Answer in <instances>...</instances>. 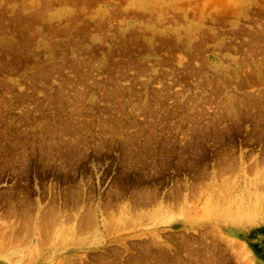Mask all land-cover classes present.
I'll return each mask as SVG.
<instances>
[{
	"label": "rangeland",
	"instance_id": "374dc122",
	"mask_svg": "<svg viewBox=\"0 0 264 264\" xmlns=\"http://www.w3.org/2000/svg\"><path fill=\"white\" fill-rule=\"evenodd\" d=\"M0 264H264V0H0Z\"/></svg>",
	"mask_w": 264,
	"mask_h": 264
},
{
	"label": "bare ground",
	"instance_id": "6f19581e",
	"mask_svg": "<svg viewBox=\"0 0 264 264\" xmlns=\"http://www.w3.org/2000/svg\"><path fill=\"white\" fill-rule=\"evenodd\" d=\"M14 205V204H13ZM16 214V213H15ZM54 219V218H53ZM42 226V225H41Z\"/></svg>",
	"mask_w": 264,
	"mask_h": 264
}]
</instances>
